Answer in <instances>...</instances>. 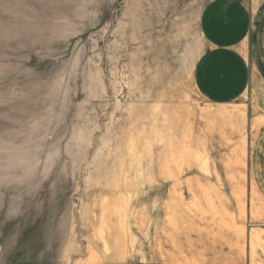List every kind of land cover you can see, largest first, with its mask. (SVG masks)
I'll list each match as a JSON object with an SVG mask.
<instances>
[{
	"label": "rangeland",
	"instance_id": "374dc122",
	"mask_svg": "<svg viewBox=\"0 0 264 264\" xmlns=\"http://www.w3.org/2000/svg\"><path fill=\"white\" fill-rule=\"evenodd\" d=\"M209 1L0 0V264H264V0L233 98Z\"/></svg>",
	"mask_w": 264,
	"mask_h": 264
},
{
	"label": "crops",
	"instance_id": "0c3cea01",
	"mask_svg": "<svg viewBox=\"0 0 264 264\" xmlns=\"http://www.w3.org/2000/svg\"><path fill=\"white\" fill-rule=\"evenodd\" d=\"M201 28L209 45V59L219 51L226 57L227 66L223 70L215 69L213 74L207 64L206 52L196 71L198 87L213 97L215 93H223L228 98L242 94L250 82L245 58L252 32L249 8L244 0H210L201 13ZM216 73L219 80L215 78Z\"/></svg>",
	"mask_w": 264,
	"mask_h": 264
}]
</instances>
